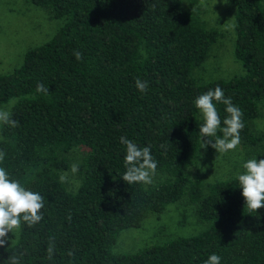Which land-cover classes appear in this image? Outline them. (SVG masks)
Masks as SVG:
<instances>
[{"label": "trees", "instance_id": "1", "mask_svg": "<svg viewBox=\"0 0 264 264\" xmlns=\"http://www.w3.org/2000/svg\"><path fill=\"white\" fill-rule=\"evenodd\" d=\"M29 1L64 21L27 49L19 66L0 74V104L14 98L9 110L18 122L0 123V167L39 192L45 206L38 223L22 222L15 243L0 248V264L12 255L20 264H203L213 253L221 264H264V208L247 210L237 175L204 185L187 173L203 149V120L193 101L217 86L243 113L240 144L264 157V131L250 128L256 102L264 100L260 0H229L233 56L244 71L206 83L191 71L221 33L199 16V0H190L189 10L180 0ZM137 79L148 82L145 92ZM39 83L47 93L36 91ZM214 103L223 121L226 106ZM122 136L151 146L156 172L166 177L148 186L123 181ZM77 146L86 153L70 190L59 178L70 166L66 153ZM182 195L209 223L205 229L130 253L111 251L122 229L139 226L148 212L161 213Z\"/></svg>", "mask_w": 264, "mask_h": 264}, {"label": "rangeland", "instance_id": "2", "mask_svg": "<svg viewBox=\"0 0 264 264\" xmlns=\"http://www.w3.org/2000/svg\"><path fill=\"white\" fill-rule=\"evenodd\" d=\"M264 7V0H260ZM183 10H189L190 0H180ZM194 7L209 28H215L221 35L211 44L202 63L191 71L197 83L215 79H228L243 73L241 63L233 56L235 7L229 0H199ZM63 19L52 18L46 10L35 6L29 0H0V74L8 73L22 62L23 53L47 39L62 25ZM14 98L1 103L0 108L9 110ZM257 116L251 119L254 132L264 131V100L257 102ZM200 116V112H199ZM86 153V148L77 146L66 156L70 160L66 174V186L74 190L79 179L71 171ZM264 159L257 148L239 144L234 151L218 153L215 149L203 148L195 165L188 167L189 175L198 174L203 184L224 180L243 172L242 164L250 158ZM166 176L156 172L152 183ZM151 183V184H152ZM148 186L150 184H144ZM209 225L196 214L195 204L185 195L166 205L161 213L148 212L139 226L122 229L111 247L114 253H130L150 244H160L168 239L196 234ZM10 245L15 243L18 233L8 234Z\"/></svg>", "mask_w": 264, "mask_h": 264}, {"label": "clouds", "instance_id": "3", "mask_svg": "<svg viewBox=\"0 0 264 264\" xmlns=\"http://www.w3.org/2000/svg\"><path fill=\"white\" fill-rule=\"evenodd\" d=\"M227 27L231 29L235 25L230 24ZM74 56L77 60L82 58L79 51H75ZM135 85L141 93L145 92L149 86L147 81L140 79L135 81ZM36 91L47 93L48 88L39 83ZM214 101L226 106L223 121ZM193 103L203 120L199 127V134L203 141L202 148L211 146L221 154L234 151L240 144V131L244 127L241 109L232 103L230 97H225L224 91L219 86L197 96ZM0 123L12 127L18 126V122L12 119L11 111L4 108H0ZM218 131L222 133V136L217 135ZM120 143L126 147L124 156L126 171L122 175L123 181L128 184H151L157 168L151 146L141 147L123 136L120 137ZM3 158L4 153L0 152V161H3ZM242 168L244 171L236 176L238 187L242 190L241 195L247 210L257 212L264 208V159L250 158L243 162ZM71 171L76 173L78 165L73 164ZM59 179L61 183L66 182V174H61ZM44 206V197L39 192L26 188L20 180L12 178L4 167H0V248L9 243V233H19L22 222L29 227L38 223L43 218L41 210ZM47 252L51 259L53 248L49 247ZM8 264H20L19 257L9 256ZM203 264H221V257L213 253Z\"/></svg>", "mask_w": 264, "mask_h": 264}]
</instances>
